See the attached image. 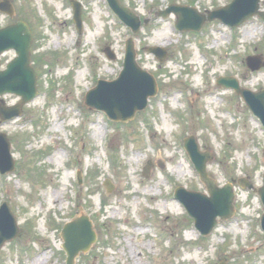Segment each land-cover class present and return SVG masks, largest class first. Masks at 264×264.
<instances>
[{
  "label": "rangeland",
  "instance_id": "rangeland-1",
  "mask_svg": "<svg viewBox=\"0 0 264 264\" xmlns=\"http://www.w3.org/2000/svg\"><path fill=\"white\" fill-rule=\"evenodd\" d=\"M9 1L15 15L0 13V28L21 20L30 25L38 95L20 118L0 123L16 163L13 172L0 174V207L7 202L20 228L1 249L0 264L38 258L66 264L62 230L84 216L97 242L75 264H264V207L254 191L235 186L236 216L207 237L174 197L180 186L208 194L184 149L190 137L212 156L207 172L220 187L243 178L263 186L264 127L240 95L217 82L232 77L243 89L264 90V67L251 71L246 64L250 56L264 62V22L253 17L230 29L216 20L200 32H179L175 14H157L173 4L206 14L233 0H119L148 20L134 34L106 0H76L84 23L79 34L71 0ZM130 38L158 95L133 121L110 122L85 104V96L99 80L120 76ZM152 47L167 50L163 64L149 53ZM15 58L14 50L1 55L2 70ZM0 100L15 106L21 98Z\"/></svg>",
  "mask_w": 264,
  "mask_h": 264
},
{
  "label": "water",
  "instance_id": "water-1",
  "mask_svg": "<svg viewBox=\"0 0 264 264\" xmlns=\"http://www.w3.org/2000/svg\"><path fill=\"white\" fill-rule=\"evenodd\" d=\"M120 20L129 26L134 33L141 29L142 22L129 8L123 7L119 0H107ZM262 0H233L228 6L208 12V16L200 14L196 9L187 6L174 5L158 16L164 18L174 13L178 17L177 28L182 31H200L204 24L216 19L230 27H239L254 16H259L264 21V12L260 10ZM75 22L79 31H82V6L73 0ZM0 11L10 16L14 15L13 5L9 0L0 3ZM148 24V21L145 22ZM33 34L30 26L20 21L0 29V56L9 50H15L17 57L7 65L6 70L1 69L0 61V96L15 94L21 97L16 106H7L0 101L1 122H6L20 117L23 106L34 100L38 94L37 74L32 66ZM163 63L168 53L162 48H149ZM106 54L111 60L117 57L110 48ZM247 66L252 71H259L264 67L262 56L248 57ZM218 84L224 88H232L246 102L247 106L260 118L264 124V90L253 92L242 89L235 78H220ZM158 93L157 82L153 75L142 69L137 62L135 42L130 38L126 43L124 69L115 81H99L98 85L90 90L85 98V103L91 109L105 112L114 122L127 123L134 120L136 113L143 111L148 106L150 97ZM185 148L195 164L202 182L206 185L209 195L200 192L188 191L183 187L176 190L175 197L186 208L189 216L194 219L196 229L203 235H210L218 225L219 218L223 221L233 218L235 210L234 183H228L220 187L207 172V163L213 158L208 153L200 151L199 144L194 137L185 140ZM0 169L5 174L15 170V161L11 153V142L5 133H0ZM149 168L146 169V172ZM238 185L241 188L254 189L264 204V177L263 186L259 189L247 179H240ZM108 184H110L108 182ZM109 191L111 187L109 186ZM264 231V214L261 219ZM20 234L17 221L8 204L0 209V250L9 240L17 238ZM64 250L67 253V264H75L76 257L81 253H87L97 241L92 223L88 217H82L67 224L63 230ZM220 264H227L223 260Z\"/></svg>",
  "mask_w": 264,
  "mask_h": 264
},
{
  "label": "bare ground",
  "instance_id": "bare-ground-1",
  "mask_svg": "<svg viewBox=\"0 0 264 264\" xmlns=\"http://www.w3.org/2000/svg\"><path fill=\"white\" fill-rule=\"evenodd\" d=\"M35 264H44V262H42L41 259L38 258V259L36 260V263H35Z\"/></svg>",
  "mask_w": 264,
  "mask_h": 264
}]
</instances>
